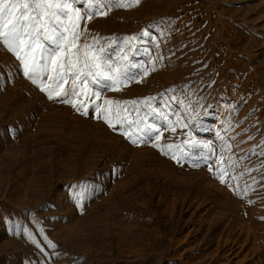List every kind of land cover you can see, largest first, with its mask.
Masks as SVG:
<instances>
[{
  "label": "rangeland",
  "instance_id": "374dc122",
  "mask_svg": "<svg viewBox=\"0 0 264 264\" xmlns=\"http://www.w3.org/2000/svg\"><path fill=\"white\" fill-rule=\"evenodd\" d=\"M103 11L81 21L78 46L98 37L102 63L148 74L130 68L136 80L89 83L85 94L102 108L127 102L130 119L138 108L162 138L132 144L91 107L85 116L49 100L0 45V264H264V0ZM154 144L181 145L178 156L191 158L177 163ZM202 155L226 168V183Z\"/></svg>",
  "mask_w": 264,
  "mask_h": 264
},
{
  "label": "snow or ice",
  "instance_id": "6c2138e0",
  "mask_svg": "<svg viewBox=\"0 0 264 264\" xmlns=\"http://www.w3.org/2000/svg\"><path fill=\"white\" fill-rule=\"evenodd\" d=\"M81 3L88 5L83 12L76 6ZM139 3L140 0H0V45L19 62L23 76L41 92L46 93L49 100L71 104L77 112L83 109L81 114L85 116L89 114L88 108L91 107L96 119H103L109 128L119 132L132 144L147 143L153 139L159 141L162 138L160 128L140 119L138 108L135 109L137 118L130 119L127 102L122 105L119 101L105 99L103 104L106 107L102 108L99 104L91 103L85 94L89 83L98 89L107 90L117 88L126 81L136 80L137 76L130 72V68H143V65L131 64L120 68L113 67L111 63H102L99 55L92 54L93 46L99 42L98 37H93L92 45L85 42L83 51L78 46L82 35L80 25L85 16L91 20L95 16L106 15L103 9L131 8ZM141 35L150 36V33L145 30ZM136 39V36L124 38L125 42L129 43ZM104 51L102 47L99 49L101 53ZM144 52L147 53L148 50L145 49ZM149 59L152 60L151 57ZM147 74L148 69L143 68L142 75ZM69 79L71 87L65 88ZM100 95V91L93 92L95 98ZM78 96L85 97L84 103L79 106L75 99ZM147 102L145 100L141 103ZM137 103L132 101L133 105ZM151 111L153 115L167 120V116L159 110L153 108ZM175 123L179 124L180 120L177 119ZM166 127L175 131L172 124ZM153 146L162 154L171 155L177 163L185 157L191 158L188 153L178 156L182 150L181 145ZM190 147L207 148L209 154L212 151L210 144L194 143ZM209 158V155H202L200 160L208 164ZM220 159L222 161L223 157ZM192 166H199V162L193 163ZM208 167L221 183H226V168L214 171L210 164ZM69 198L79 205L80 196L75 192L71 193ZM29 238L33 239L31 235ZM33 242L35 243L34 239Z\"/></svg>",
  "mask_w": 264,
  "mask_h": 264
},
{
  "label": "bare ground",
  "instance_id": "6f19581e",
  "mask_svg": "<svg viewBox=\"0 0 264 264\" xmlns=\"http://www.w3.org/2000/svg\"><path fill=\"white\" fill-rule=\"evenodd\" d=\"M248 232V231H247ZM247 235H251V234H247ZM251 244V243H250ZM260 245V244H259ZM241 248L243 249V248H245V246H241ZM254 248V247H253ZM247 250V249H246ZM245 260H240V262H238L237 264H243V262H244ZM234 263V262H233Z\"/></svg>",
  "mask_w": 264,
  "mask_h": 264
}]
</instances>
